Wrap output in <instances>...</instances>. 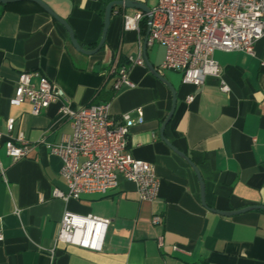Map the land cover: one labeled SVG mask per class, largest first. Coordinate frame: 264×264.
<instances>
[{"label": "crops", "instance_id": "1", "mask_svg": "<svg viewBox=\"0 0 264 264\" xmlns=\"http://www.w3.org/2000/svg\"><path fill=\"white\" fill-rule=\"evenodd\" d=\"M71 29L84 50L98 44L105 6L116 0H41ZM152 8L156 0H130ZM0 4V132L14 120V132L30 145L13 162L0 143V264H264V211L230 216L248 206H264V36L251 55L213 53L229 88L206 78L199 86L182 83L172 71H159L164 49H146L148 62L175 91V106L163 137L160 127L171 108V92L144 67H131L134 87L112 89V65H127L137 52V33L122 29V14L141 12L114 7L103 46L94 54L76 51L65 28L31 2ZM142 13V12H141ZM46 77L63 92L71 110L109 103L118 120L133 121L126 152L153 166L157 198L140 201L134 183L118 178L114 190L62 201L66 193L60 159L46 144L71 136L70 121L51 104L38 115L23 102L10 106L18 75ZM37 78L32 83L37 84ZM192 96L191 102L186 98ZM138 112L141 116H138ZM197 168L204 188L200 202ZM64 211L109 220L103 249L93 252L55 243ZM160 217L153 224L152 218ZM162 245L158 247L157 239Z\"/></svg>", "mask_w": 264, "mask_h": 264}, {"label": "built area", "instance_id": "2", "mask_svg": "<svg viewBox=\"0 0 264 264\" xmlns=\"http://www.w3.org/2000/svg\"><path fill=\"white\" fill-rule=\"evenodd\" d=\"M150 17L144 43L140 22L146 15L141 12L121 15L122 29L137 33L138 48L134 56H127V65H112L114 93L134 87L129 69L144 67L143 46L147 49L153 45L164 49L159 71L178 73L182 83L196 87L206 78H213L218 81L220 91L228 93L213 53L238 51L251 55L255 42L264 36V0H156ZM32 78H37L36 85ZM192 99L188 96L186 102ZM23 102L30 104L32 115H38L51 104H58L57 114L70 121L69 138L59 144L45 145L50 154L60 159L59 174L67 188L66 193L53 190L54 197L68 201L85 194L103 196L114 190L118 178H122L134 183L140 201L157 198L158 180L153 166L126 152L127 136L133 124L127 114L113 119L109 103L71 110L65 95L52 81L27 72L18 75L9 105L17 107ZM13 132L14 120L8 118L5 133L0 132V143L6 156L16 162L27 156L30 145L21 133L12 135ZM152 223H160V217L154 216ZM108 225L107 219L64 211L55 243L100 252ZM2 240L0 233V242ZM157 245H162L160 237Z\"/></svg>", "mask_w": 264, "mask_h": 264}, {"label": "water", "instance_id": "3", "mask_svg": "<svg viewBox=\"0 0 264 264\" xmlns=\"http://www.w3.org/2000/svg\"><path fill=\"white\" fill-rule=\"evenodd\" d=\"M19 2H31L35 5H37L39 8H41L44 12H46L48 15H50L54 20H56L58 23H60L66 30L68 37H69V41L71 46L78 52L82 53V54H86V55H91L96 53L97 51H99L101 49V47L104 44L105 41V37H106V33H107V29H108V25H109V21H110V16L112 13V10L114 7H118L119 9H136V10H140L143 14L146 15V19H147V28H146V32L144 35V39L143 42L145 43L146 41V37L148 35V30H149V24H150V8H148L146 5L141 4L139 2H134V1H130V0H116V1H112L109 2L104 9V13H103V27H102V32H101V36H100V40L98 42V44L96 45V47L93 50H84L80 47V45L76 42L74 35L71 31V29L68 27V25L66 24V22L59 18L58 16H56L54 14V12L41 0H0V4L1 5H9V4H14V3H19ZM143 60H144V65L146 66V68L149 70V72L155 77L157 78L162 84H164L171 92V97H172V103H171V108L170 111L166 117V119L164 120L163 124L160 127V137L161 139L165 142V139L163 137V131L164 128L166 126V124L168 123V121L170 120V117L172 115V112L174 110V106H175V91L173 90V88L171 87V85L158 73V71L148 62L147 58H146V48L145 46H143ZM172 148V147H171ZM173 152L176 153L178 156H180L183 160H185L187 162V164L192 168L198 183H199V191H200V202L201 204L205 206L204 203V188H203V183L202 180L200 178V174L196 168V166L182 153L178 152L176 149L172 148ZM210 211L216 212L222 216H230V215H234V214H239V213H244L247 211H252V210H259V211H264V206L260 205V206H248L245 207L243 209H240L238 211H233V212H219L216 210H212V209H208Z\"/></svg>", "mask_w": 264, "mask_h": 264}, {"label": "trees", "instance_id": "4", "mask_svg": "<svg viewBox=\"0 0 264 264\" xmlns=\"http://www.w3.org/2000/svg\"><path fill=\"white\" fill-rule=\"evenodd\" d=\"M7 6H11V7H20V6H23V3L21 4H16V5H5L4 7H7ZM146 28H147V19L146 18H143V20L140 22V31H141V35L144 36L145 35V32H146Z\"/></svg>", "mask_w": 264, "mask_h": 264}]
</instances>
